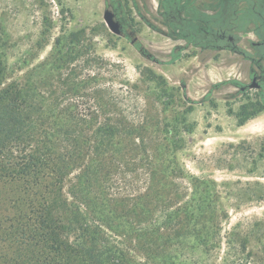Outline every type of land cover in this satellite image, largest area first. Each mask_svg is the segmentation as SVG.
<instances>
[{
	"label": "trees",
	"instance_id": "trees-1",
	"mask_svg": "<svg viewBox=\"0 0 264 264\" xmlns=\"http://www.w3.org/2000/svg\"><path fill=\"white\" fill-rule=\"evenodd\" d=\"M9 73L0 51V264H264V245L260 263L247 235L221 233L216 194L157 168L159 145L74 106L76 84L57 95Z\"/></svg>",
	"mask_w": 264,
	"mask_h": 264
},
{
	"label": "rangeland",
	"instance_id": "rangeland-1",
	"mask_svg": "<svg viewBox=\"0 0 264 264\" xmlns=\"http://www.w3.org/2000/svg\"><path fill=\"white\" fill-rule=\"evenodd\" d=\"M102 10L101 0H0V51L9 77L31 79L57 95L67 90L64 81L74 91L76 84L81 98L74 106L100 109L101 121L110 117L120 132L130 126L131 146L151 151L159 145L154 153L165 164L157 168L192 176L216 194L211 207L221 233L247 235V249L262 263L264 108L252 96L208 98L206 73L218 80L212 63L195 75L186 69L197 63L185 59L152 66L108 30ZM182 75L191 101L177 84ZM12 192L0 183L1 198Z\"/></svg>",
	"mask_w": 264,
	"mask_h": 264
},
{
	"label": "flooded vegetation",
	"instance_id": "flooded-vegetation-1",
	"mask_svg": "<svg viewBox=\"0 0 264 264\" xmlns=\"http://www.w3.org/2000/svg\"><path fill=\"white\" fill-rule=\"evenodd\" d=\"M101 3L102 9L107 7L113 12L122 32L120 38L127 40L141 59L152 66H168L182 59L196 62L197 67L186 69L193 75L212 63L218 80L212 81L206 73L208 98L215 93L227 100L252 96L264 108V0ZM142 28L143 35L139 31ZM187 82L182 75L177 84L181 92L185 85L184 96L190 100Z\"/></svg>",
	"mask_w": 264,
	"mask_h": 264
},
{
	"label": "water",
	"instance_id": "water-1",
	"mask_svg": "<svg viewBox=\"0 0 264 264\" xmlns=\"http://www.w3.org/2000/svg\"><path fill=\"white\" fill-rule=\"evenodd\" d=\"M102 20L104 21L106 27L108 28V30L112 34H114L117 37H121L122 36V32L120 31L119 24L114 20L113 12L107 7H104L103 10H102ZM130 44H132V43H130ZM182 93H183V98L186 101L187 98L184 96L185 85L182 86Z\"/></svg>",
	"mask_w": 264,
	"mask_h": 264
}]
</instances>
